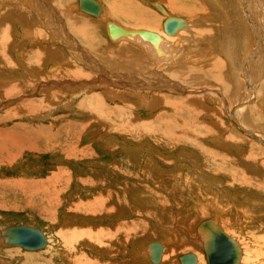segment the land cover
<instances>
[{
  "label": "rangeland",
  "instance_id": "374dc122",
  "mask_svg": "<svg viewBox=\"0 0 264 264\" xmlns=\"http://www.w3.org/2000/svg\"><path fill=\"white\" fill-rule=\"evenodd\" d=\"M191 1V5L190 0H160L153 4L174 7V14H180L174 16L191 21L194 17L183 9L188 10L201 0ZM260 1L263 2L257 6L255 0L251 2V7L257 8L255 29L259 34L264 31V0ZM13 2L0 0V30L8 26L5 39L0 38V230L18 224L33 225L47 235L49 245L39 252L0 247V264H150L142 254L143 246L150 241L164 244L160 264H179L178 257L185 253H193L198 264H205L195 231L200 221L213 217L224 222L222 227L242 247L240 264H264V169L258 166L264 162V142L246 135L264 137V106L256 115L255 100L248 102L247 117L240 125L237 116H230L244 101L230 104L235 90H242V95L249 92L248 78L243 72L238 88L232 80L233 66L243 64L238 49L235 57L225 59L219 51L224 50V42L218 41V36L213 38L214 45L207 40L209 46L212 44L210 52L205 40L190 43V47L184 36L168 71L158 68L149 51L142 49L141 58H135L134 53L140 54L132 46L118 49L109 43L104 35V20L98 24L99 40L91 41L96 30L89 24L84 29L79 23L97 24L76 9L75 0H42L56 15L55 20L44 22L46 29L31 11L27 10L25 15L23 4L28 9L27 0L18 15L7 5ZM203 3L219 16V25L224 19L220 12L223 8L228 11V27L236 31V38L247 40L254 35H244L245 22L242 27L235 26L242 17L241 6L247 4L239 0H226V5L208 0ZM118 5L115 0L110 7L112 14ZM167 6L162 7L171 14ZM164 18L156 15L159 24L154 31L160 29ZM72 19L84 34H76ZM115 19L127 27L129 18L120 20L114 16L111 20ZM25 28L33 30L32 34L27 35ZM263 42L257 36L250 48L252 52L260 50ZM37 51L43 53L42 57H35ZM80 54H91L92 62H105L122 72L131 71L125 65L138 71L129 83L118 82L110 88V79L93 74L82 64L85 62ZM217 59L221 61L220 75L208 68ZM53 68L54 72L50 70ZM175 69L186 73L182 71L184 76L179 78L173 72L170 75ZM192 69L199 74L197 81L190 78ZM68 71L83 77L71 76ZM143 74H149L148 78H143ZM157 74L164 78H155ZM256 76L258 83L249 86L257 91L264 82V74ZM165 77L170 81L164 84L172 81L176 89L163 84L156 89V82L166 80ZM224 80L227 84L221 85ZM10 87L15 89L9 91ZM224 89L228 90L221 109L217 98ZM97 96L103 108L99 101H94ZM82 102L84 105H80ZM88 106H98L97 117L86 111ZM208 129L210 137H195L194 134L205 136ZM50 133L58 138L44 150L41 144ZM177 138L179 142L173 141ZM247 156L253 163L245 160ZM258 168L263 170L262 174ZM236 173L237 179H243L241 182H234Z\"/></svg>",
  "mask_w": 264,
  "mask_h": 264
},
{
  "label": "bare ground",
  "instance_id": "6f19581e",
  "mask_svg": "<svg viewBox=\"0 0 264 264\" xmlns=\"http://www.w3.org/2000/svg\"><path fill=\"white\" fill-rule=\"evenodd\" d=\"M78 1V4H77V7H78V11L79 12H81V14H83V15H87V17H92L91 18V20H93V21H95L97 24H99V23H102V20H104L103 22L105 23V25H104V23H102L103 24V28L105 29L104 31L106 32V37H107V40H108V42L109 43H113L115 46H116V48H118V49H123L124 47H127V46H132L131 48H133V50L134 49H136V50H138V52H139V56H136L135 55V53H134V56L132 55V57H135V58H141V51H142V49L146 52V51H149V55H151L150 57H153V58H151V59H155L156 61L155 62H157L156 64L158 65V68L159 69H161V68H165V69H167L168 71L170 70V68L173 66L172 65V62H170L172 59H173V57L176 55V53H178V49L180 48L179 47V43H182V39L181 38H183L184 36H186V41H185V39H183V41H185V42H187V43H189V46H190V43H193V44H197L198 42H203V43H205L206 44V46H207V51H209L210 52V46L212 45L211 43H210V46H209V44H208V42H207V40H209V42H211V41H213V45H214V42L216 41V40H214L213 38L215 37L216 39H217V36L219 37L218 38V41H223L224 43V46H223V48H224V50L223 49H219V51L222 53V55H223V57L225 58V59H231V57H235L236 55H237V49H238V55H240V56H242V62H243V64L241 65V66H239V67H237V66H233V68H232V73H234V75L233 74H231V75H233V77H232V80H234L235 82H236V84L235 85H237L236 86V88H238L239 86H238V83H241L242 82V78H244V76L243 75H241V73L243 72L246 76L245 77H247L248 78V80H247V78H246V80H247V84H246V86H248V90H249V92L246 94V95H242V90L240 91V89H236L235 90V92L234 93H236V96H233L230 100V104H234V103H239V101H241V100H244L242 103H239L240 104V107H237V108H235V111H232V113H231V115L230 116H233V117H238V122H239V125H240V122H243V120H244V118L245 117H247V110H246V107H245V105L249 102L250 103V101H253V100H255V104H254V108H255V110L253 109V111H255V113H256V115H258V111H260V113L262 112V110L260 109L262 106H264V80L262 81L263 82V84L261 85V88H260V90H254L253 88H252V86H249L250 84H255V83H258V81H257V79H258V77L256 76V75H259L260 73L261 74H264V45L263 46H261V49L260 50H258L257 48V51L256 52H252V50L250 49L252 46H254L255 45V42H256V38H257V36H261L263 39H264V31H262L261 32V34H259L258 33V28L257 29H255V27L257 26V14L258 13H256L257 12V8L255 9V7L253 8V7H251V2H252V0H239V1H241L243 4H247L246 5V7H242L241 6V13H242V17H241V19H239V20H237L236 22H235V26L236 27H242V26H244V22L246 23V25H245V32H243L242 30H241V32H242V34H244L245 36H246V34L247 35H251V34H254V35H252L251 36V38H249V39H247V40H245V37L242 39V38H240V39H238V38H236V36L234 35L235 33H236V31L235 30H232L231 29V26L230 27H228V22H227V17H226V15H229V13H228V11L226 10H224L223 9V11L222 12H220V14H221V16L222 17H220V18H224L222 21H221V25L223 26V28H222V26L221 25H219V16L218 15H216V14H214L213 12H211V10H210V8H208L204 3H203V0H201V2H197L198 3V5H196V3H195V5L192 7V8H188V10L186 11L185 9H183L184 10V12L186 13V14H188V16H190V17H194L193 19L191 18H189L191 21H189V20H187L186 18L184 19V18H181V17H178L180 14L178 13V14H174V10H175V8L174 7H169V6H167V5H165V4H163V5H165V6H167L168 7V9L169 8H171V9H169L170 10V13L171 14H169L168 13V11H166L165 9V7L163 8L162 6L163 5H161V3H155V8H156V10L162 15V16H164L165 18H164V20H163V22L162 23H160L161 25H160V29L159 30H150V29H146V28H143V29H136V28H132V27H129V26H127V27H125V26H122L121 24H119V23H116V22H113V21H107L106 20V18L104 17V15H103V13L106 11L107 12V10H106V8L104 7L103 8V6H102V4L101 3H99L97 0H91V1H94L95 3H97L98 5H99V7H100V10L97 12V13H94V12H88V11H85L82 7H81V5H82V3L85 1V0H77ZM8 2V1H7ZM48 2V1H47ZM159 2H160V0H159ZM176 2V1H175ZM192 1L190 0V5L192 4L191 3ZM194 2V1H193ZM208 2H211L212 4H221L222 2H223V4H225V2H226V0L224 1V0H208ZM263 1H260V0H255V3H256V6L258 5V4H260V3H262ZM16 3H18L19 4V6L20 7H18V4H17V6L15 5ZM35 3H38V1H35ZM177 3V2H176ZM254 3V2H253ZM11 4L12 3H10L8 6H10V8H14V7H11ZM26 4H28V9L27 10H29V11H31L35 16H36V20H38L39 21V23H41V22H43V20H44V16H43V14L45 13V12H47L48 13V15L50 16V18H51V20L52 19H54V17L56 16L55 14H54V12H55V10H53L52 8H47V6L44 4V3H38V5L37 6H34V4H33V2H30V4L29 3H26ZM44 4V5H43ZM50 4H51V2H50ZM14 5L16 6V9H17V11L18 12H20V10H21V8H22V2H21V0L20 1H16V2H14ZM169 5V4H168ZM181 5V4H180ZM189 5V6H190ZM211 4H209V6H210ZM255 4H253L252 6H254ZM23 7H24V4H23ZM4 9H7V7L5 8V7H3ZM154 8V9H155ZM182 8H184V7H182ZM14 10V9H13ZM51 10V11H50ZM59 11H60V9H58ZM62 10V9H61ZM260 10H261V7H260ZM3 11V10H2ZM9 11V10H8ZM24 11V10H23ZM17 12V13H18ZM63 12V11H62ZM7 13V12H6ZM15 13V12H14ZM30 13V12H29ZM31 13V14H32ZM64 13V12H63ZM1 14V13H0ZM8 14V13H7ZM7 14H5V15H3V16H6V17H8L7 16ZM19 14V13H18ZM2 15V14H1ZM174 15H178V16H174ZM182 15H185V14H182ZM16 16V15H15ZM33 16V15H32ZM58 16V15H57ZM61 16V15H60ZM69 16V15H68ZM10 17H11V15H10ZM9 17V18H10ZM19 17V16H18ZM17 17V18H18ZM21 17V16H20ZM71 17V16H70ZM261 17V16H260ZM9 18L7 19V20H9ZM11 18H13V17H11ZM34 18V17H33ZM58 19H60L59 17H57ZM68 18V17H67ZM169 18H176V19H179V20H181V21H183L184 22V26H183V28H181V29H178V30H176V32L173 34V35H167L166 33H164V30H163V27H162V25H163V23H164V21L165 20H167V19H169ZM6 19H4V20H6ZM23 19V18H22ZM71 19V18H70ZM196 19H200V20H202V19H205V20H207L206 21V23H204V24H202V23H200L199 21L200 20H196ZM13 20V19H12ZM15 20V19H14ZM21 20V19H20ZM55 20V19H54ZM57 20V19H56ZM73 20L74 19H72V23H73ZM262 20V19H261ZM258 21H260V19L258 20ZM6 22V21H5ZM8 22V21H7ZM6 22V23H7ZM46 23H48L47 21H45ZM54 22V21H53ZM53 22L51 23V25L53 24ZM60 22H61V20H60ZM70 22H71V20H70ZM226 24H225V23ZM9 23V22H8ZM18 23H20V22H18ZM37 23V22H36ZM1 24H3V19L2 18H0V26H1ZM55 24V23H54ZM13 25V24H12ZM25 25V24H24ZM47 25V24H46ZM74 25V24H73ZM95 25V24H94ZM203 26V27H201V28H198L199 26ZM26 26V25H25ZM43 26L45 27V29L47 28L46 26H45V24L43 23ZM71 26H72V24H71ZM75 26V25H74ZM146 26H148V25H146ZM145 26V27H146ZM263 26H264V24H263ZM8 27V26H7ZM7 27H6V30L4 29V31H7ZM52 27V26H51ZM55 27V26H54ZM150 27V26H149ZM3 28V27H2ZM24 28V27H23ZM69 28V27H68ZM86 28V27H85ZM159 28V27H158ZM12 29V28H11ZM57 29V28H56ZM201 29H203V30H201ZM205 29V30H204ZM261 27H260V31H261ZM4 31H2V30H0V38H3V39H5V36H6V32L4 33ZM12 31V30H11ZM15 31V30H14ZM33 31V30H32ZM32 31H30V32H32ZM58 31V30H57ZM186 33H185V32ZM120 32V33H119ZM8 33H10V32H8ZM119 33V34H118ZM12 34V33H11ZM231 34H233L231 37H229L228 35H231ZM192 35V36H191ZM67 36V35H66ZM188 36V37H187ZM189 36H191V37H189ZM185 38V37H184ZM255 39V42L252 40V39ZM177 40H178V42H177ZM179 40H180V42H179ZM204 40H205V42H204ZM2 41V40H1ZM60 41V40H59ZM93 41V40H92ZM258 41V40H257ZM258 43H259V41H258ZM258 43H257V45H258ZM126 44V45H125ZM130 44V45H129ZM201 44V43H200ZM205 44H203V45H205ZM262 44H264V42L262 43ZM62 45V44H61ZM66 45H68V43L66 44ZM187 45V44H186ZM220 44L219 43H217L216 44V46L218 47ZM21 46H22V44H21ZM38 46H39V44H38ZM68 46H70V45H68ZM113 46V45H112ZM115 46H113V47H115ZM195 46V45H194ZM260 46V45H259ZM20 47V46H19ZM191 47V46H190ZM200 47H201V45H200ZM196 48V47H195ZM70 49V48H69ZM192 49H194V48H192ZM199 49V48H198ZM204 49H206V48H204ZM197 50V49H196ZM242 51V52H241ZM263 51V53H261ZM2 52V51H1ZM81 52V51H80ZM137 52V51H136ZM144 52V53H145ZM188 52V51H187ZM113 53H115V51H113ZM117 53V52H116ZM42 52L40 51H37L36 52V54H35V57H42ZM195 54V53H194ZM1 55H2V53H1ZM1 55H0V57H1ZM86 56H84V54H80L79 55V57H83L82 58V60H83V62H85V63H82V64H86L87 65V67L86 66H84V67H86L87 69H89L90 71H92L93 72V74H95V75H99V76H101V77H105V79L106 80H109L110 79V82H109V87L111 88L112 86L111 85H116L118 82H122V84L123 83H129L132 79H134L133 78V76H134V74H135V72H137V71H133V70H135V68L133 67V70H132V68L130 67V68H127L128 66L127 65H125L126 66V69H131V71H128L127 70V72H122L121 71V69H116V68H114L112 65H107V63H105V62H98V63H94V62H92V60H93V58H91L90 57V55L91 54H85ZM209 55V54H208ZM93 56V55H92ZM110 56V55H109ZM116 56V55H115ZM184 57V56H183ZM208 57V56H207ZM206 57V58H207ZM212 57V56H211ZM112 58V57H111ZM147 59L149 58V57H146ZM175 58V57H174ZM1 59V58H0ZM26 59V58H25ZM183 59V58H182ZM223 59V58H222ZM24 60V59H23ZM22 60V61H23ZM95 60V59H94ZM130 60H131V62L133 61V59L132 58H130ZM174 60V59H173ZM189 60V59H188ZM197 60H198V58H197ZM210 60V59H209ZM1 61V60H0ZM142 61V60H141ZM126 62H128L127 60H126ZM135 62V61H134ZM182 62V61H181ZM184 62V61H183ZM198 63H199V61H197ZM20 63H22V62H20ZM24 63H25V61H24ZM24 63H22L23 65H25ZM118 63V62H117ZM151 63H152V61H151ZM174 63V62H173ZM196 63V62H195ZM204 63V62H203ZM248 63H250V65H252V66H254V68H252V67H250V66H248L247 64ZM1 64V63H0ZM7 64H8V62H7ZM21 64V65H22ZM114 64H115V62H114ZM121 63H119V65H120ZM127 64V63H126ZM132 64V63H131ZM136 64H137V62H136ZM244 64H245V66H244ZM134 65H135V63H134ZM172 65V66H171ZM178 65V64H177ZM187 65V64H186ZM32 66V65H31ZM36 66V65H35ZM112 66V67H111ZM115 66V65H114ZM121 66V65H120ZM124 66V67H125ZM156 66V65H155ZM175 66H176V64H175ZM199 66V65H198ZM206 66H208V65H206ZM118 67V66H117ZM122 67H123V65H122ZM121 67V68H122ZM147 67H148V65H147ZM192 67V66H191ZM218 67H221V61L220 60H216L215 61V63H212L211 65H209L208 66V68L210 69V71L211 70H216V73H218L219 75L221 74L220 72H218L219 71V69H218ZM241 67V70L239 69ZM33 68V67H32ZM157 68V69H158ZM188 68V67H187ZM122 69H124V68H122ZM223 69V68H222ZM47 70V69H46ZM51 71H53L54 70V68L53 69H50ZM144 70H146V69H144ZM180 69H175V71L173 70H171V72H170V75H172V72L173 73H175V76L176 77H183L184 76V74H183V72L182 71H184L185 73H186V71L185 70H182V71H179ZM244 70V71H243ZM247 70L248 71H250V73H248L247 72ZM125 71V70H124ZM188 71H190V70H188ZM31 72V71H30ZM42 72H44V71H42ZM49 72V71H48ZM54 72V71H53ZM68 72H70V71H68ZM23 73V72H22ZM65 73H67V72H65ZM81 73V72H80ZM111 73V74H110ZM139 73V72H138ZM146 73V72H145ZM148 73V72H147ZM150 73H152V71L150 72ZM200 73V72H199ZM34 74V73H33ZM70 74H71V76H76V74H78V72H70ZM69 74V75H70ZM64 75H66V74H64ZM140 75V74H139ZM149 75V74H148ZM148 75H144L143 74V78H148ZM150 75H152V74H150ZM190 78H191V80L192 81H195L196 80V76L197 75H199L198 74V72H197V74L195 73V69H192L191 71H190ZM217 75V74H216ZM34 76V75H33ZM79 76H81V77H83L82 76V74L81 75H78V76H76V77H79ZM135 76H138V75H135ZM141 76V75H140ZM144 76H147V77H144ZM162 77V78H164L162 75H154V77L155 78H158V77ZM242 78H241V77ZM9 77V76H8ZM139 77V76H138ZM142 77H140V81L142 80ZM151 77V76H150ZM216 77V76H215ZM253 77L255 78L254 80H253ZM257 77V78H256ZM263 77V76H262ZM261 77V78H262ZM172 78V77H171ZM173 78H174V76H173ZM3 79V78H2ZM137 78H135V80H136ZM144 79V80H145ZM151 79V78H150ZM153 79V78H152ZM151 79V80H152ZM165 79H166V77H165ZM200 79V78H199ZM228 80H229V78H227ZM143 80V81H144ZM155 80V79H154ZM157 80V79H156ZM167 80H169L170 81V79H166V80H158V82H156L155 84V86H156V89L159 87H162V86H160V85H162L163 84V86H170L171 88H173V89H176V83L173 85V83H172V81L171 82H167L168 84H164ZM179 80V79H178ZM3 81V80H2ZM197 81V80H196ZM250 81V82H249ZM12 82V81H11ZM37 82V81H36ZM145 82V81H144ZM146 82H147V80H146ZM149 82V81H148ZM244 82V81H243ZM261 82V83H262ZM26 83V82H25ZM96 83V82H95ZM111 83V84H110ZM132 83V82H131ZM134 83V82H133ZM132 83V84H133ZM139 83H141V82H139ZM153 83V82H152ZM151 83V84H152ZM42 84V83H41ZM131 84V85H132ZM135 84V83H134ZM146 84V83H145ZM223 84H227V81H223L222 83H221V85H223ZM39 85V84H38ZM124 85V84H123ZM130 85V84H129ZM130 85V86H131ZM138 85H140V84H138ZM148 85H149V83H148ZM34 86V85H33ZM43 86H44V84H43ZM128 86V85H127ZM142 86V85H141ZM146 86V85H145ZM144 86V87H145ZM243 86V85H242ZM55 87V86H54ZM70 87V86H69ZM129 87V86H128ZM178 88H179V85L177 86ZM221 87V86H220ZM37 88V87H36ZM134 88V87H133ZM136 88V87H135ZM137 88H139V86H137ZM142 88H143V86H142ZM154 88V87H153ZM200 88V87H199ZM202 88V87H201ZM5 89H8V88H5ZM15 89V87H10V89H9V91H12V90H14ZM141 89V88H140ZM247 89V88H246ZM259 89V88H258ZM137 90V89H136ZM143 90V89H142ZM186 90V89H185ZM203 90V89H202ZM205 90V89H204ZM228 90V89H227ZM227 90H225L224 89V92L222 93V94H220L219 96H218V101H219V105L221 106V109H222V107L225 105V103H226V97L224 96V95H226L225 93H226V91ZM245 90V89H244ZM247 90V91H248ZM6 91H8V90H6ZM18 91V90H17ZM207 95L206 96H208V95H210V90H208L207 89ZM246 91V92H247ZM108 92V91H107ZM187 92V91H186ZM192 92H194V91H192ZM10 93V92H9ZM45 93V92H44ZM128 92H126L125 94H127ZM136 93V92H135ZM12 94V93H11ZM6 95V94H5ZM7 95H8V93H7ZM6 95V96H7ZM132 95H135V94H132ZM136 96V95H135ZM188 97V96H187ZM112 98V97H111ZM147 98V97H146ZM50 99V98H49ZM140 99V98H139ZM143 100V99H142ZM161 100L163 101V98H161ZM176 100V99H175ZM187 100H188V98H187ZM187 100H185V101H187ZM238 100V101H237ZM93 101V100H92ZM91 101V102H92ZM94 101H99L100 102V106H101V108H103V104H102V102H101V99H100V97H98L97 96V99H94ZM93 101V102H94ZM147 101V100H146ZM160 101V100H159ZM90 102V103H91ZM126 102V101H125ZM128 102V101H127ZM127 102H126V104H127ZM167 102V101H166ZM29 103V102H28ZM27 103V104H28ZM95 103V102H94ZM97 104H99L98 102H96ZM122 103V102H121ZM129 103V102H128ZM168 103H169V101H168ZM185 103V102H184ZM183 103V104H184ZM187 103V102H186ZM193 103V102H192ZM32 104V103H31ZM87 104H88V102H87ZM130 104V103H129ZM141 104V103H140ZM163 104V103H162ZM176 104V103H175ZM175 104H173V105H175ZM182 104V105H183ZM252 104V103H251ZM80 105H84V102H82ZM89 105V104H88ZM123 105V104H122ZM131 105V104H130ZM188 105H190L189 104V101H188ZM192 105V104H191ZM191 105L189 106V108H191ZM199 105V104H198ZM248 105V104H247ZM29 106H31V105H29ZM28 106V107H29ZM34 107H35V105H33ZM79 106V105H78ZM91 106V105H90ZM90 106H88V108L86 109V108H84V109H86V111L88 112V113H91V114H95L94 116L95 117H97V114H98V106H96L97 108H91ZM93 107V106H92ZM95 107V106H94ZM80 109H82V106H80L79 107ZM91 108V109H90ZM188 108V107H187ZM193 108V107H192ZM33 109V108H32ZM195 109V108H194ZM201 109V108H200ZM199 109V110H200ZM98 110V111H97ZM170 110V109H169ZM243 110H245V111H243ZM84 111V110H83ZM114 111H116V110H114ZM100 112H101V110H100ZM174 112V111H173ZM73 113V112H72ZM86 113V112H85ZM174 113H176V112H174ZM252 113H254V112H252ZM254 113V114H255ZM259 113V114H260ZM28 114H31L30 113V111H29V113ZM100 114V113H99ZM84 115H86V114H84ZM81 116V115H80ZM250 116V115H249ZM156 117V116H155ZM175 117V116H174ZM193 117V116H192ZM214 122H216V121H214ZM238 122L237 121H235V123L236 124H238ZM179 124H177V126H178ZM219 125V124H218ZM221 126V125H220ZM219 126V127H220ZM22 127V126H21ZM39 128V127H38ZM201 129V128H200ZM37 130V129H36ZM188 131H190V130H188ZM193 131V130H192ZM206 131V130H205ZM175 132V131H174ZM178 132H180V131H178ZM37 133H38V131H37ZM49 133V132H48ZM209 133H211V131H209V129H208V131H207V133L205 134V136H203V137H201V136H197L196 134H194L195 135V137H200V138H206V137H210V134ZM199 134H200V132H199ZM39 135V134H38ZM52 134L50 133L49 134V136H48V139L47 140H45V141H41L42 142V144H41V147H43L44 148V150H45V148H46V146H50V143L51 142H53L52 140H55V139H57L58 137V135L57 136H51ZM56 135V134H55ZM174 135H176V134H174ZM178 135V134H177ZM181 135V134H180ZM246 135H248L249 137H250V139L251 138H253V139H256V140H259V143L261 142V144L264 142V137H260V136H256V135H252V134H250V133H246ZM51 136V137H50ZM55 138V139H54ZM170 138H172V137H170ZM176 138V137H175ZM189 138V137H188ZM252 139V140H253ZM181 140V139H180ZM33 141V140H32ZM35 141V140H34ZM56 141V140H55ZM173 141H178V138L176 139V140H173ZM194 141V140H193ZM209 141V140H208ZM179 142V141H178ZM214 142V141H213ZM257 142V141H256ZM13 144H14V142H12ZM35 143H36V141H35ZM169 143H171V142H169ZM193 143H195V142H193ZM63 144H64V142H63ZM237 144V143H236ZM12 145V144H11ZM56 145V144H55ZM172 145V144H171ZM198 144L196 143V146H197ZM45 146V147H44ZM54 146V145H53ZM12 148V147H11ZM201 149H202V147H201ZM205 150V149H204ZM203 152V151H202ZM8 153H9V150H8ZM1 154V153H0ZM69 154V153H68ZM246 154V153H245ZM244 155V154H243ZM250 155H252V153H250L249 154V156ZM66 156V155H65ZM209 157H211L212 158V160H216L214 157H212V156H209ZM263 157V156H262ZM233 159H235V158H233ZM219 160H221V162H223V160L222 159H219ZM244 160V159H243ZM246 161H248L250 164L251 163H253L252 161H250V159H249V157L247 156L246 157V159H245ZM237 161V160H236ZM233 162H235V161H233ZM241 162V161H240ZM222 164V163H221ZM238 164V163H237ZM258 166L261 168V169H264V162H263V160L261 161V162H259V164H258ZM257 166V167H258ZM112 167V166H111ZM218 167V166H217ZM223 167V166H222ZM232 167V166H231ZM230 167V168H231ZM236 167V166H235ZM220 168V167H219ZM234 168V167H233ZM233 168H231V169H233ZM260 168H258V171H259V169ZM225 169V168H224ZM254 169V168H253ZM218 171V170H217ZM217 171H216V173H217ZM225 171V170H224ZM261 171V170H260ZM259 171V172H260ZM215 172V171H214ZM254 172V171H253ZM262 172H263V170H262ZM262 172H260L261 174H262ZM224 173V172H223ZM255 173V172H254ZM235 174V173H234ZM256 174V173H255ZM261 174H259L260 176H261ZM260 176H257V178L258 177H260ZM195 180V179H194ZM257 180V179H256ZM249 181V180H248ZM259 181V180H258ZM256 183H257V181H256ZM259 183V182H258ZM260 184V183H259ZM239 186H241V185H239ZM258 188V190L260 191V188L259 187H257ZM256 189V188H255ZM258 192V191H257ZM210 220H213V221H216L217 223H218V225H219V227L222 229V231L225 233V234H227V235H229L230 237H232L234 240H236L237 241V239L235 238V237H233L232 235H230V234H228L226 231H225V229L222 227V226H224V225H221V223L219 222V220H218V218L217 217H213V218H209ZM203 221V220H202ZM201 222V221H200ZM199 222V223H200ZM223 222V221H222ZM199 223H198V225H199ZM224 223V222H223ZM18 225H21V224H18ZM22 225H25V224H22ZM197 225V226H198ZM12 226H15V225H12ZM12 226H8V227H12ZM27 226H29V227H35V228H37V229H39L43 234H44V236H45V238H46V241H47V245L43 248V249H40V250H24V249H22V248H18V247H3V241H2V239H0V247H2V248H17V249H22L23 251H27V252H39V251H42V250H44V249H46L47 247H48V245H49V241H48V237H47V235L39 228V227H36V226H33V225H27ZM5 228H7V227H4V228H2L0 231H2L3 229H5ZM197 228V227H196ZM195 234H196V238H197V241L199 242V244H201V247L200 248H202V254L204 255V251H203V236L200 234V233H198L197 231H195ZM151 242H158V243H160L159 241H150L149 243H151ZM149 243H147L146 245H145V247L143 248V255H144V257L146 258V260H147V262L148 263H150L149 261H148V257H147V250H146V246L149 244ZM161 245H162V247H163V252H162V257H161V260H160V262L159 263H157V264H160L162 261H163V259H164V249H165V247H164V244L163 243H160ZM239 244V243H238ZM240 246V245H239ZM241 247V246H240ZM242 249V247L240 248V250ZM185 254H189V253H185ZM191 254H193V253H191ZM184 255V254H183ZM194 255V254H193ZM182 256V255H181ZM195 256V258H196V264H198V258H197V256L196 255H194ZM180 257V256H179ZM179 257H178V262H179V264H180V261H179ZM241 258H242V251H241V257H240V261H241ZM204 260H205V255H204ZM240 261H239V264H240ZM75 264V263H74ZM151 264V263H150ZM205 264H206V261H205Z\"/></svg>",
  "mask_w": 264,
  "mask_h": 264
},
{
  "label": "water",
  "instance_id": "95a60500",
  "mask_svg": "<svg viewBox=\"0 0 264 264\" xmlns=\"http://www.w3.org/2000/svg\"><path fill=\"white\" fill-rule=\"evenodd\" d=\"M81 7L94 13L100 10L99 5L91 0H85ZM183 26L184 22L176 18H169L162 25L167 35H173ZM196 231L203 236L206 264H239L241 250L238 242L225 234L216 221L205 219L199 223ZM0 239L3 241V247H18L24 250H40L47 245L46 238L39 229L22 224L0 231ZM146 250L151 264L160 262L163 252L160 243L151 242L146 246ZM179 261L180 264H196V258L191 253L180 256Z\"/></svg>",
  "mask_w": 264,
  "mask_h": 264
},
{
  "label": "crops",
  "instance_id": "0c3cea01",
  "mask_svg": "<svg viewBox=\"0 0 264 264\" xmlns=\"http://www.w3.org/2000/svg\"><path fill=\"white\" fill-rule=\"evenodd\" d=\"M16 1H20V0H14V2H16ZM23 1H26V0H21L22 3H25ZM27 1L29 3L33 2L34 6H37L39 2L43 3L42 0H27ZM35 1H38V3H35ZM75 1H76V9H78V7H77L78 1L77 0H75ZM97 1L102 4L103 8L104 7L106 8L107 12L105 11L103 13V15H104V17L106 18L107 21H113V22L122 24L124 26V24L120 23L118 21V19H115V20H111V19H113L114 16L118 17L120 20H125L126 18H129L128 25L125 24L126 26H129V27H132V28H136V29L149 28L151 30L156 29L157 25L159 24V22L157 23L156 15H159V16H161V15L156 10L155 3L153 4V2L159 1V0H150V1H148V0H116L119 5L115 9V14H112L113 10L110 9L111 5L114 3L115 0H97ZM14 2L11 4V7H14V8H11V9H14L13 11L18 12L19 10L17 11V9H16V6H17L18 3H16L15 4L16 6H15ZM7 5H9V4H7ZM115 5H117V4H115ZM224 5H226V2H225ZM18 7H20L19 4H18ZM23 10L25 12L27 11V9L25 7H23ZM18 13H20V12H18ZM18 13H17V15H18ZM27 14H28V12L25 13V15H27ZM47 14H48L47 12H45L43 14L44 20H43V22L40 23L41 25L45 21H49L51 19L49 15H48L49 18L47 19ZM155 19H156V23H155ZM93 22H95V21H93ZM26 23H24V24H26ZM154 23L156 25L155 27L153 26ZM160 23H161V21H160ZM79 24H82L84 29H86L85 27L88 24H89V26L93 27L96 31H94L92 33L93 36L90 38V40L91 41L93 40L94 42L99 40V38H98L99 28H98V24L97 23H96L97 25H94L92 22L86 23V22L83 21L82 23H79ZM79 24L72 23V27L75 29L76 34L77 33H81V32H83V34H84V30L76 28ZM149 24H152V26L149 27ZM69 25H70V23H69ZM146 25H148V26H146ZM25 32H26L27 35H31L32 34V32H30L29 28H25ZM104 35H106L105 31H104ZM69 37H71V36L69 35ZM77 40H78V38H77ZM157 89H159V87ZM242 180L243 179H237V173H236V176L234 178V182L235 181L241 182ZM220 223H222L221 219H220ZM145 245L143 246V248L145 247ZM143 248H142V250H143ZM142 254H143V251H142ZM143 257H144V255H143ZM144 259L146 261L145 257H144Z\"/></svg>",
  "mask_w": 264,
  "mask_h": 264
}]
</instances>
